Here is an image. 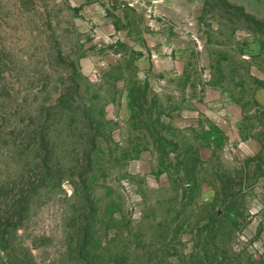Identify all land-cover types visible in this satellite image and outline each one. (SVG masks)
Returning a JSON list of instances; mask_svg holds the SVG:
<instances>
[{
	"label": "rangeland",
	"instance_id": "obj_1",
	"mask_svg": "<svg viewBox=\"0 0 264 264\" xmlns=\"http://www.w3.org/2000/svg\"><path fill=\"white\" fill-rule=\"evenodd\" d=\"M0 264H264V0H0Z\"/></svg>",
	"mask_w": 264,
	"mask_h": 264
}]
</instances>
